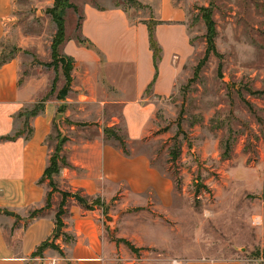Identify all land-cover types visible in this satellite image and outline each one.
<instances>
[{
  "label": "crops",
  "instance_id": "obj_1",
  "mask_svg": "<svg viewBox=\"0 0 264 264\" xmlns=\"http://www.w3.org/2000/svg\"><path fill=\"white\" fill-rule=\"evenodd\" d=\"M155 1L163 3L161 8L154 5L160 23L156 37L163 50L158 72L146 25L149 20L134 21L121 7L93 5L84 7L83 43L67 39L62 48L75 61L71 91L65 99L54 94L46 101L51 90L39 87L34 76L23 79L20 58L0 64V264H51L53 260L59 264H136L128 249L112 241L105 229L106 202L119 196L141 207L152 196L162 211L174 208L173 178L156 167L150 155L129 150L152 136L160 102L174 95L193 62L185 14L173 6V0ZM13 4L14 0H0V54ZM37 107L40 114L27 121L28 113ZM65 108L68 114L61 112ZM60 114L66 122L62 131L56 123ZM26 127L31 135L30 131L26 134ZM107 129L124 140L127 154L120 142L108 138ZM55 131L54 148L50 138ZM8 137L14 139L5 140ZM64 140L61 156L69 166L54 178L58 192L46 209L52 189L50 181H40ZM62 193H81L103 206L90 203L88 208L67 200L61 218L63 235L56 237ZM44 209L43 214L31 217ZM46 243L56 248L36 255Z\"/></svg>",
  "mask_w": 264,
  "mask_h": 264
},
{
  "label": "rangeland",
  "instance_id": "obj_2",
  "mask_svg": "<svg viewBox=\"0 0 264 264\" xmlns=\"http://www.w3.org/2000/svg\"><path fill=\"white\" fill-rule=\"evenodd\" d=\"M70 4L79 11L66 13L68 39L80 37L78 24L86 5L121 7L132 20L150 23L157 20L154 5L163 7L155 0H70ZM172 4L185 14L193 62L174 95L160 102L152 136L129 150L150 155L153 164L173 178L174 208L162 211L152 196V202L141 207L118 196L106 202L105 229L112 241L132 243L135 253L121 245L136 264H264V0H173ZM53 6V0H14L0 64L20 58L23 79L34 76L39 87L49 91L58 77L56 97L66 83L64 73L42 66L52 61L57 27L48 10ZM208 13L216 24L221 57L211 55L196 75L207 51ZM62 111L68 114V108ZM61 123L63 129L66 122ZM25 129L27 134L30 129ZM57 132L50 138L54 148ZM86 199L103 206L100 200ZM68 201L77 202L72 197Z\"/></svg>",
  "mask_w": 264,
  "mask_h": 264
},
{
  "label": "trees",
  "instance_id": "obj_3",
  "mask_svg": "<svg viewBox=\"0 0 264 264\" xmlns=\"http://www.w3.org/2000/svg\"><path fill=\"white\" fill-rule=\"evenodd\" d=\"M53 1H54V6L48 10V14L52 17L53 22L56 24L57 32H56V35H55L53 42H52V61L50 63H43L42 66H44L46 68L54 69L57 74H59V71H63L64 76H65V80H66V84L63 87V89H61L60 92L58 93V99L62 100V99H65L66 97H68V95L71 91V87H72V83H73L72 73L74 71V64H75V61L73 58L68 57L62 53V48L68 39L67 38V29H66V13L68 10H73L76 13H78L79 9L76 5L70 4V0H53ZM208 14L209 15H207L205 17L207 29H208V33L206 36L207 51H206L204 59L200 62L199 66H198L196 75L200 74V71L209 62L211 55L214 54L216 57H221V55L217 51V46H216V39H217V35H218L216 24L211 17V13H208ZM83 19H84V17L82 18V21H83ZM81 24H82V22L78 24V31L79 32H80V29L82 26ZM159 24L160 23L156 22V21H154L153 23L152 22L146 23V25L148 26V29H149L150 45H151V50L154 54V62H155V67H156L157 72H158V68H159V63L162 60V53H163V50H162V48H161V46L157 40V37H156V28ZM77 41L79 43H83V41L80 37L77 38ZM221 69H222V65L220 66V70ZM58 80L59 79L57 77L55 82H54V85H53L51 92L49 93V95L45 99L46 101L49 100L52 96H54V94L56 93ZM151 90H152V88L150 87V91ZM40 111H41L40 108L37 107L32 112L28 113V120L27 121H29V119L31 117H36L38 114H40ZM31 134H32V130H30V135ZM106 135L108 136V138L114 139V140L120 142L122 148L124 149V152L126 154L128 153L127 152V146H126L124 140L119 136V134L116 131L111 130V129H107ZM13 139L14 138H12V137L5 138V140H8V141H12ZM65 141L66 140H64L62 142V144L58 145V147L56 148L55 153L51 157L50 166L48 167V169L45 172L44 177L40 181V184H43L46 181H50V187L52 189V192L49 193V195H48L46 209L51 208L53 194L55 192H58L57 186L54 182V178L60 174L62 167L69 166L67 160L61 156L62 146L65 143ZM62 196H63V201L61 203V206H60V209L58 212V223H57V226L60 228H64V224H63L61 218L65 214L64 208L66 206L67 200H68V198L73 197V194L62 193ZM94 205H96V203H94ZM44 211H45V209L40 210V211H36V212L31 214V217L35 218V217L43 214ZM104 212H105V210H104ZM62 235H63V233L61 232V236ZM115 242L117 244L126 245L134 253L137 252V250L134 248L132 243L127 241V240L121 239V240H118ZM49 247L56 248L55 245H50L49 243H46L40 247V249L38 250L36 255L41 253L42 251H44L45 249H47Z\"/></svg>",
  "mask_w": 264,
  "mask_h": 264
},
{
  "label": "water",
  "instance_id": "obj_4",
  "mask_svg": "<svg viewBox=\"0 0 264 264\" xmlns=\"http://www.w3.org/2000/svg\"><path fill=\"white\" fill-rule=\"evenodd\" d=\"M63 119H64V115H62V114L58 115L57 118H56V123H57V125H58V127H59V129H60L61 131H62V129H61L60 123H61V121H62ZM73 197H74L78 202L84 204V205H85L86 207H88V208L92 206V205L87 201V199H85L84 197H82V196L79 195V194H74ZM9 214H12V213H9ZM108 220L111 221V222L114 221V220L111 219V218H108ZM61 231H62V228L59 227L55 236H56V237H59L60 234H61Z\"/></svg>",
  "mask_w": 264,
  "mask_h": 264
},
{
  "label": "built area",
  "instance_id": "obj_5",
  "mask_svg": "<svg viewBox=\"0 0 264 264\" xmlns=\"http://www.w3.org/2000/svg\"><path fill=\"white\" fill-rule=\"evenodd\" d=\"M51 264H59V262L56 261V260H53V261L51 262Z\"/></svg>",
  "mask_w": 264,
  "mask_h": 264
}]
</instances>
